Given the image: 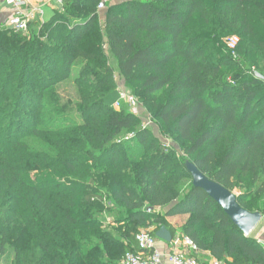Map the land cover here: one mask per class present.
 Listing matches in <instances>:
<instances>
[{
  "label": "trees",
  "instance_id": "obj_1",
  "mask_svg": "<svg viewBox=\"0 0 264 264\" xmlns=\"http://www.w3.org/2000/svg\"><path fill=\"white\" fill-rule=\"evenodd\" d=\"M105 1L66 0L38 34L0 26V264H122L177 217L198 252L264 264L187 168L264 218V0ZM233 32L237 58L215 57ZM110 57L179 152L115 109Z\"/></svg>",
  "mask_w": 264,
  "mask_h": 264
},
{
  "label": "built area",
  "instance_id": "obj_2",
  "mask_svg": "<svg viewBox=\"0 0 264 264\" xmlns=\"http://www.w3.org/2000/svg\"><path fill=\"white\" fill-rule=\"evenodd\" d=\"M0 2L10 6L14 10V14L10 17L6 26L7 29L13 30L17 33L28 34L30 30V23L36 18L37 15H42L40 5H52L58 8H63L66 0H0ZM106 2H112V0H106ZM104 2L99 5V10H104L106 4ZM238 36H231L226 39L227 49L233 57L236 59V49L239 43ZM256 73V70L253 69ZM259 75V73H256ZM129 103L132 107L137 106V102L134 98L128 97L126 94H121L116 106L119 107L123 102ZM149 212H152L149 210ZM181 239H184V244L191 248L193 251H197L192 241L188 238H179L176 241H172L174 244L173 249L162 254L157 250V237L151 235L149 231H140L136 235V242L138 251L129 252L125 255L122 264H201L196 258L190 257L186 252L180 248ZM210 264H221L218 261H214Z\"/></svg>",
  "mask_w": 264,
  "mask_h": 264
},
{
  "label": "rangeland",
  "instance_id": "obj_3",
  "mask_svg": "<svg viewBox=\"0 0 264 264\" xmlns=\"http://www.w3.org/2000/svg\"><path fill=\"white\" fill-rule=\"evenodd\" d=\"M114 3H122V2H126V1H136V0H112ZM58 10H61V8H58ZM104 14H105V10L101 12V23H103V18H104ZM40 27L35 28L33 31L38 34L40 31ZM31 32H29L30 34ZM28 34V35H29ZM208 34V33H207ZM212 37V39L215 38V35L218 34L217 31H211L209 33ZM231 36H238L235 32L230 33L228 35H224L223 39L221 40L220 44L217 43L216 47H215V51H214V56L215 57H221V56H225L228 55L230 56L231 53L228 51L227 49V45H226V39L228 37ZM110 65L113 67L114 69V76H115V80L117 82V98L113 104V106L115 107V109H125L131 113H133L134 115L140 117L142 119V128L144 130H148L154 137L160 139V141L166 145L167 147L174 149L176 151L179 152L178 146L176 145V143L171 140V139H167V138H163L160 136L157 127L152 123L151 118H150V113L148 111V109L146 108V106L144 105L143 101L141 98L137 97L132 90L127 86L125 79L120 75L118 66H117V61L113 58L110 57ZM59 92L61 93V95L65 98V99H72L73 101H76L78 99V94H77V89L73 84V80H70L68 82H65L64 84H62L59 87ZM126 94L128 97H132L136 100L137 102V106L136 107H132L131 105H129V103L127 102H123L121 106L117 107L116 103L119 101L120 99V95L121 94ZM133 138V133H125L119 140L120 141H127L128 139H132ZM37 175V174H36ZM185 185H188V182L185 183ZM258 187L253 188V191H257ZM246 192L245 189L243 188H237L234 191H232V193L234 195H236V197L240 196L242 193ZM112 223V221L110 219H107V225L109 223ZM260 228L264 227V219L262 221V223L259 226Z\"/></svg>",
  "mask_w": 264,
  "mask_h": 264
},
{
  "label": "water",
  "instance_id": "obj_4",
  "mask_svg": "<svg viewBox=\"0 0 264 264\" xmlns=\"http://www.w3.org/2000/svg\"><path fill=\"white\" fill-rule=\"evenodd\" d=\"M187 168L193 177L194 187L205 191L210 198L222 207L245 236L250 237L263 221L262 214L250 213L243 209L239 205L236 195L221 184L210 180L194 164L187 163ZM156 237L166 243H172L173 241V235L166 227H162L156 233Z\"/></svg>",
  "mask_w": 264,
  "mask_h": 264
},
{
  "label": "crops",
  "instance_id": "obj_5",
  "mask_svg": "<svg viewBox=\"0 0 264 264\" xmlns=\"http://www.w3.org/2000/svg\"><path fill=\"white\" fill-rule=\"evenodd\" d=\"M39 7H40V10L43 12V14L37 15L36 18L30 23V29L31 30H34L37 27L41 28V26L43 24L49 22L56 15V12L58 11L57 7L52 6V5H40ZM13 14H14V10L12 7L0 2V26H2V27L6 26L10 17ZM156 212H161V211L157 210ZM186 218L187 217H177V218L169 220V222L171 224L175 225L174 227L177 230L176 236L173 237L174 241L178 240L179 238H183L181 235V232H180V230H181L180 228L182 227V223L186 220ZM106 222H107V220H106ZM108 225L114 226V225H112L111 222ZM259 226L252 233V237L257 239L259 241V243L262 245V247L264 248V227L260 228ZM152 230H153V228L152 229H144V228L140 229V231H149V232H152ZM157 240H158L157 250L162 254L168 252L169 250L173 249V247H174L173 243H166V242H164L158 238H157ZM123 241L126 242L125 240H123ZM180 245H181L180 248H182L188 256L196 258L201 264H210V263L216 261L211 256V254L208 252H198V251H193L191 248H188L184 244V239L183 240L181 239Z\"/></svg>",
  "mask_w": 264,
  "mask_h": 264
}]
</instances>
